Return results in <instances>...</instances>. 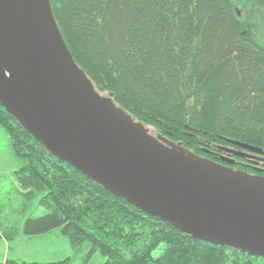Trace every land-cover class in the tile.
Returning a JSON list of instances; mask_svg holds the SVG:
<instances>
[{"label": "trees", "instance_id": "trees-1", "mask_svg": "<svg viewBox=\"0 0 264 264\" xmlns=\"http://www.w3.org/2000/svg\"><path fill=\"white\" fill-rule=\"evenodd\" d=\"M50 1L97 91L154 136L264 176V0ZM0 128L19 162L24 195L38 197L45 210L27 220L26 235L61 228L73 249L99 251L105 264H264L261 256L193 238L113 194L50 153L1 104ZM17 231L0 228V237Z\"/></svg>", "mask_w": 264, "mask_h": 264}, {"label": "water", "instance_id": "water-1", "mask_svg": "<svg viewBox=\"0 0 264 264\" xmlns=\"http://www.w3.org/2000/svg\"><path fill=\"white\" fill-rule=\"evenodd\" d=\"M0 104L50 153L113 194L193 238L264 258V176L154 136L97 91L50 0H0Z\"/></svg>", "mask_w": 264, "mask_h": 264}, {"label": "rangeland", "instance_id": "rangeland-1", "mask_svg": "<svg viewBox=\"0 0 264 264\" xmlns=\"http://www.w3.org/2000/svg\"><path fill=\"white\" fill-rule=\"evenodd\" d=\"M229 158L234 160L231 156ZM233 164L235 165V161ZM18 167L19 162L12 153L8 136L0 128V228L18 230L13 239L0 237V264L7 259L29 263H51L70 259V264H105L106 258L99 251L90 252L88 246L81 251L73 249L61 228L32 236L25 234L27 220L44 214L45 210L38 197L30 201L24 195L25 191L16 178Z\"/></svg>", "mask_w": 264, "mask_h": 264}, {"label": "flooded vegetation", "instance_id": "flooded-vegetation-1", "mask_svg": "<svg viewBox=\"0 0 264 264\" xmlns=\"http://www.w3.org/2000/svg\"><path fill=\"white\" fill-rule=\"evenodd\" d=\"M223 158H226V157H223ZM227 159L232 160V159H230L229 157H227ZM227 163H229V162H227ZM229 164H231V163H229Z\"/></svg>", "mask_w": 264, "mask_h": 264}, {"label": "bare ground", "instance_id": "bare-ground-1", "mask_svg": "<svg viewBox=\"0 0 264 264\" xmlns=\"http://www.w3.org/2000/svg\"><path fill=\"white\" fill-rule=\"evenodd\" d=\"M237 153V152H236ZM237 155V154H236Z\"/></svg>", "mask_w": 264, "mask_h": 264}]
</instances>
